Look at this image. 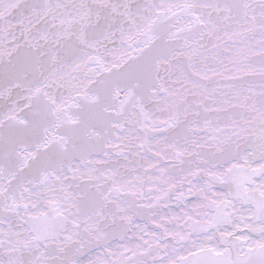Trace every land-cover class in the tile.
Segmentation results:
<instances>
[{"label":"snow or ice","instance_id":"6c2138e0","mask_svg":"<svg viewBox=\"0 0 264 264\" xmlns=\"http://www.w3.org/2000/svg\"><path fill=\"white\" fill-rule=\"evenodd\" d=\"M0 264H264V0H0Z\"/></svg>","mask_w":264,"mask_h":264}]
</instances>
